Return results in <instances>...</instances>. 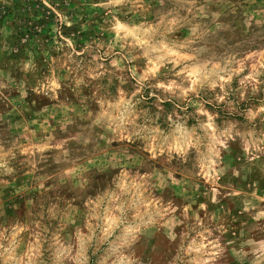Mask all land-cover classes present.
Returning <instances> with one entry per match:
<instances>
[{
  "label": "rangeland",
  "instance_id": "1",
  "mask_svg": "<svg viewBox=\"0 0 264 264\" xmlns=\"http://www.w3.org/2000/svg\"><path fill=\"white\" fill-rule=\"evenodd\" d=\"M0 264H264V0H0Z\"/></svg>",
  "mask_w": 264,
  "mask_h": 264
}]
</instances>
